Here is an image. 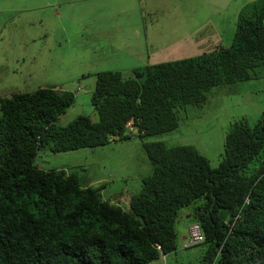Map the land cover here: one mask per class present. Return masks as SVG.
Wrapping results in <instances>:
<instances>
[{
    "label": "trees",
    "instance_id": "trees-1",
    "mask_svg": "<svg viewBox=\"0 0 264 264\" xmlns=\"http://www.w3.org/2000/svg\"><path fill=\"white\" fill-rule=\"evenodd\" d=\"M263 20L264 0H254L239 11L228 46L127 77L95 73L97 120L56 124L75 100L68 90L0 96V264H149L176 252L186 206L187 227L196 222L204 235L200 264H264V111L252 125L245 117L231 124L215 168L193 145L146 140L176 129L179 110L205 104L213 88L260 77ZM110 136L139 138L152 168L125 208L101 185L35 164L39 152L102 146Z\"/></svg>",
    "mask_w": 264,
    "mask_h": 264
},
{
    "label": "crops",
    "instance_id": "crops-1",
    "mask_svg": "<svg viewBox=\"0 0 264 264\" xmlns=\"http://www.w3.org/2000/svg\"><path fill=\"white\" fill-rule=\"evenodd\" d=\"M251 1L0 0V48L9 52L14 41L25 51L18 58L20 66H34L29 76L46 74L45 80L51 84L44 87L68 90L77 98L84 82H78L75 88L61 83L94 77L100 71H119L128 76L133 69L148 64L197 56L230 45L238 13ZM78 39L83 40V45L76 48L83 51L79 52L81 60L54 58L47 53L39 58L46 50L51 53ZM0 65L10 66L11 59L3 57ZM62 72L67 77L58 78ZM259 74V78L247 81L245 86H251L248 93L244 92L247 97L264 90V66ZM110 186L103 182L101 194L108 193L104 197L114 202L120 200L122 191L110 192Z\"/></svg>",
    "mask_w": 264,
    "mask_h": 264
},
{
    "label": "rangeland",
    "instance_id": "rangeland-1",
    "mask_svg": "<svg viewBox=\"0 0 264 264\" xmlns=\"http://www.w3.org/2000/svg\"><path fill=\"white\" fill-rule=\"evenodd\" d=\"M80 45H83L82 39L72 40L69 46L52 50L51 53L46 50L41 56L39 55V58L46 56L47 53L48 56L52 55L54 58L76 57L81 60L82 55L79 52L82 53L83 51L76 49ZM24 52L14 41L10 44L9 52L0 48V61L3 57L11 59L10 66L0 65V96H7L13 91H31L51 84L45 80L46 74L29 76L28 73L34 69L31 64L23 68L20 66L18 58ZM90 56L97 57V55ZM63 77H67L65 72L58 74V78ZM78 82L81 84L84 82L85 87L78 93L73 104L57 118V125L64 126L79 115H88L91 119L97 120V113L90 104V95L94 87L93 76L90 78L85 76L84 79L80 77L79 80L70 83H61V86H73L75 88ZM247 83L249 82L243 81L222 85V87L232 86L231 90H223V88H219L221 86L213 88L208 93L205 104L201 106L187 105L179 110L180 120L176 129L149 137L146 140H160L167 146L193 145L208 158L212 168L217 167L223 153L225 134L230 129L231 124L235 120L245 117L252 125L264 111V90L247 97L248 95H245L244 92L248 93L251 88V86H245L248 85ZM241 93L242 95L239 96ZM35 164L42 169L55 168L73 172L85 184H89L88 182L91 181H99V183L95 182L93 186H99L106 181L108 185H111L110 192L113 190L122 191L120 204L123 208L127 206L129 195L139 189L141 178L152 172L147 154L137 137L112 141L102 146L60 153L39 152ZM104 196L107 197L108 193H105ZM189 211L190 206L183 207L178 211L179 215L175 223L178 234L176 252L169 253L165 257L162 256L149 264H200L205 253L204 244L183 248L184 238L188 237L187 224L189 218L186 214Z\"/></svg>",
    "mask_w": 264,
    "mask_h": 264
},
{
    "label": "built area",
    "instance_id": "built-area-1",
    "mask_svg": "<svg viewBox=\"0 0 264 264\" xmlns=\"http://www.w3.org/2000/svg\"><path fill=\"white\" fill-rule=\"evenodd\" d=\"M128 132H133V128L131 127L130 123H128ZM114 140L113 136L109 137V141L112 142ZM188 237L184 238L185 243L183 244V248H187L192 245L199 244L203 242L204 235L201 230V227L198 223H191L187 227ZM159 249V246H157Z\"/></svg>",
    "mask_w": 264,
    "mask_h": 264
}]
</instances>
